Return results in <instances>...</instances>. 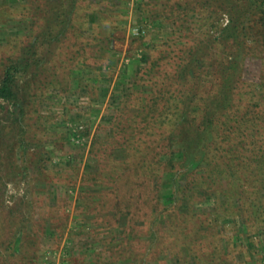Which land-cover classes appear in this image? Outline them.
<instances>
[{
    "label": "trees",
    "instance_id": "trees-1",
    "mask_svg": "<svg viewBox=\"0 0 264 264\" xmlns=\"http://www.w3.org/2000/svg\"><path fill=\"white\" fill-rule=\"evenodd\" d=\"M78 1L45 0L37 29L33 21L25 44L2 67L0 108L10 104L20 124L33 79L38 77L40 83L52 51L75 31ZM159 1L139 8L152 24L145 32L149 41L144 42L150 53L134 62L138 69L131 80L120 78L113 86L119 92L111 97L131 90L121 99L108 138L125 155L115 156L112 148L113 154L102 158L104 167L110 165L104 176H109V183L117 184L126 173L133 178L132 196L117 203L118 212L130 217L142 211L148 217L139 233L150 240L144 241L143 260L132 264H159L161 250L170 264H219L215 259L222 247L211 231L222 220L227 223L220 229L245 232L240 247L250 256L254 251L263 255L264 94H259L257 84H246L242 72L248 59H264V0ZM221 16L226 19L222 27ZM182 17L192 25L186 31L193 36L171 40L163 35L164 21L174 26ZM143 32L138 26V34ZM158 38L166 42L159 45ZM100 54L96 59L104 58L102 50ZM90 70L74 73L73 87H79L80 75ZM90 79L97 82V74ZM41 85L52 87L50 82ZM81 87L86 91V84ZM134 91H142L141 98L134 97ZM140 131H146V141H141ZM137 135L139 144L134 146ZM209 201L212 206L201 207ZM125 242L120 249L133 248ZM152 254L154 262L148 263Z\"/></svg>",
    "mask_w": 264,
    "mask_h": 264
},
{
    "label": "rangeland",
    "instance_id": "rangeland-1",
    "mask_svg": "<svg viewBox=\"0 0 264 264\" xmlns=\"http://www.w3.org/2000/svg\"><path fill=\"white\" fill-rule=\"evenodd\" d=\"M158 2L79 0L75 31L52 51L42 75V83L50 82L52 87L42 88L40 79H33L27 114L21 124L14 119L12 106L2 104L0 264H132L143 260L144 241L150 239L140 234L139 229L148 222V217L142 211L129 217L120 214L121 208H117V203L127 202L132 196L133 178L126 173L117 184L109 183V176H104L110 165L104 167L106 160L102 158L113 152L120 158L125 155L126 151H116L108 138L121 99L131 90L111 97L114 91L119 92L113 86L120 78L132 79L138 69L134 62L143 53H150V45L144 42L149 41L145 32H149L152 24L145 21L139 8ZM46 7L45 0H0V72L25 44L33 21L34 31L37 29L41 10ZM183 18L174 26L164 21L163 35H169L171 40L193 36L186 31L192 25L187 26ZM225 23V17L221 16L219 25ZM138 26L144 31L141 35ZM165 39L158 38L156 42L161 45ZM100 50L104 56L101 60L96 59ZM85 67L91 68L90 73L83 71L79 87H73L77 84L74 75L79 76L80 69ZM143 73L141 68L139 77ZM96 74L98 80L93 82L90 76ZM242 77L246 84H257L259 94H264L260 88L264 86V59H248ZM84 84L86 91L81 87ZM134 92L137 94L134 97L141 98L142 91ZM140 132L141 141H146L143 135L146 131ZM155 132L157 140L159 132ZM138 138L137 135L134 146L139 144ZM209 205L212 206L211 201L201 207ZM226 223L222 220L210 230L222 247L220 258L215 261L264 264V253L254 251L250 256L240 247L245 244L246 235L241 228L238 233L232 227L220 229ZM233 223L229 219V226ZM247 234L249 239L254 237L250 231ZM123 241V244L129 241L133 248L127 245L124 251L120 249ZM161 251L159 264H170ZM181 253L184 255V250ZM146 261L154 262L153 254Z\"/></svg>",
    "mask_w": 264,
    "mask_h": 264
}]
</instances>
